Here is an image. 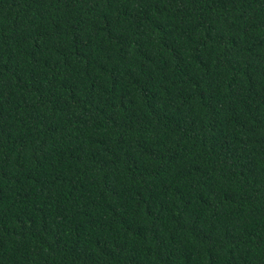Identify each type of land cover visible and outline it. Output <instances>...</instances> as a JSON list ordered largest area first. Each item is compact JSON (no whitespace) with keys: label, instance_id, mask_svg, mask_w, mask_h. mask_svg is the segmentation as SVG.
<instances>
[{"label":"trees","instance_id":"obj_1","mask_svg":"<svg viewBox=\"0 0 264 264\" xmlns=\"http://www.w3.org/2000/svg\"><path fill=\"white\" fill-rule=\"evenodd\" d=\"M0 264H264V0H0Z\"/></svg>","mask_w":264,"mask_h":264}]
</instances>
